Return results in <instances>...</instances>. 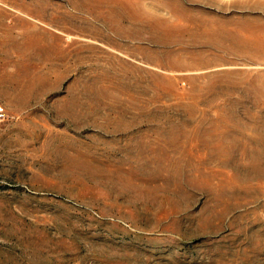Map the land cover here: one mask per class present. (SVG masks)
I'll return each instance as SVG.
<instances>
[{
    "label": "rangeland",
    "instance_id": "rangeland-1",
    "mask_svg": "<svg viewBox=\"0 0 264 264\" xmlns=\"http://www.w3.org/2000/svg\"><path fill=\"white\" fill-rule=\"evenodd\" d=\"M81 43L0 10V264H264V48Z\"/></svg>",
    "mask_w": 264,
    "mask_h": 264
},
{
    "label": "crops",
    "instance_id": "crops-1",
    "mask_svg": "<svg viewBox=\"0 0 264 264\" xmlns=\"http://www.w3.org/2000/svg\"><path fill=\"white\" fill-rule=\"evenodd\" d=\"M8 7L58 35L68 59H88L81 43L88 40L95 59L199 49L210 59H260L254 49L264 48V0H0V10ZM167 33H175L173 43Z\"/></svg>",
    "mask_w": 264,
    "mask_h": 264
},
{
    "label": "built area",
    "instance_id": "built-area-1",
    "mask_svg": "<svg viewBox=\"0 0 264 264\" xmlns=\"http://www.w3.org/2000/svg\"><path fill=\"white\" fill-rule=\"evenodd\" d=\"M6 117V112L4 110L3 104L0 101V121L4 120Z\"/></svg>",
    "mask_w": 264,
    "mask_h": 264
}]
</instances>
